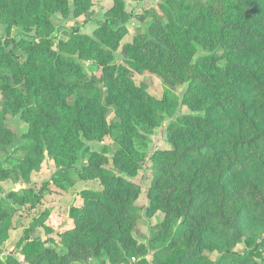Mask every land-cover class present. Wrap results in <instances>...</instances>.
<instances>
[{
  "label": "trees",
  "instance_id": "1",
  "mask_svg": "<svg viewBox=\"0 0 264 264\" xmlns=\"http://www.w3.org/2000/svg\"><path fill=\"white\" fill-rule=\"evenodd\" d=\"M72 2L81 15L93 0ZM113 2L94 37L75 33L58 49L53 14L69 15V0H0L8 33L24 25L37 34L0 39V150L11 149L0 160V182L10 177L6 161L21 153L13 169L23 177L40 172L50 156L57 188L73 186L72 172L103 186L79 192L73 225L54 221V239L35 234L51 230L52 211L36 216L0 264H264V0H166L138 15L126 11L125 0ZM132 18L150 24L137 28L123 47L124 65L116 66L114 51ZM76 54L103 69L102 81L87 76ZM133 73L160 77L163 95L153 96ZM181 107L190 113L164 129L170 148L149 153V135ZM17 116L28 126L19 137L8 125ZM108 138L102 152L88 144ZM148 159L146 216L164 219L141 244L134 237L142 192L136 177ZM47 184L0 196V254L17 228L16 205L35 210ZM55 239L61 252L47 245Z\"/></svg>",
  "mask_w": 264,
  "mask_h": 264
},
{
  "label": "rangeland",
  "instance_id": "2",
  "mask_svg": "<svg viewBox=\"0 0 264 264\" xmlns=\"http://www.w3.org/2000/svg\"><path fill=\"white\" fill-rule=\"evenodd\" d=\"M69 1V15L63 16L60 12H55L53 14L54 31L51 35V39L58 49L60 48L59 46L61 45V43L67 42L75 33L94 37L95 31L105 21V18H107L112 13L111 10L114 6L113 0H93L92 7L88 14L77 15L73 8L72 0ZM164 2H166V0H142L138 2L125 0V7L127 12L138 15L142 14L146 9H150L158 3ZM149 24L150 21H141L137 18H132L125 25L127 33L123 36L119 48L114 51V65H124L126 59L123 53L124 45L132 42L133 37L136 34L137 28L146 31L149 27ZM20 38H25L27 40H33L37 38L35 28L26 27L24 25H14L11 28L10 33H8L6 26L0 23V39H2L3 42H9L13 39L18 40ZM202 52L203 51L199 50V53L197 54L196 58L201 56ZM74 57L82 65L89 78H94L97 81L103 78V69L99 65L95 64L89 59H80L77 54ZM133 78L137 84H146L149 87V91L153 96L160 98L163 95V92L166 87L160 77L150 74L139 75L133 73ZM185 89V86L179 87L177 90V94L182 97ZM3 99L4 98L0 93V104ZM187 113H190L189 109H187L186 107H181L174 115H164V125L158 127L153 133L149 135V141L147 143L149 153H153L155 150L158 149L166 150L170 148L168 138L164 130L165 126L171 120H176L181 115ZM114 118V114L111 113L109 116V120L111 121ZM8 125L12 130V133L18 137L28 131V126L18 116L8 117ZM88 144L92 146L97 152H102V149L104 147L108 145L110 146L112 144V139L108 138L104 143L91 142ZM10 151L11 149H5L4 151L0 150V160L5 159L6 156L10 153ZM21 156V153H17L13 155L11 160L6 161L5 168L9 169L10 177L0 182V186L3 189V192L0 193V196L6 198V195L10 192L22 195L24 193V188L33 187L34 189H40L42 186L48 183L47 185L50 187L44 191L43 201L35 210L30 211L26 209L27 207H21L19 205H16V209L18 210L17 217L23 216L29 221H32L36 216L40 215L47 209L51 210L54 216L53 219L51 220L50 218L47 223L51 227V230L47 232L45 227H41L36 230L35 234H40L44 238L51 236L54 239L56 238V233H54V231L56 232V225L54 224V221L59 223H69V225L71 226L73 225L72 219L70 217L68 218L67 215L74 204L76 205L81 202L79 198V192L82 189L87 188L100 191L103 189V186L101 185V182L99 180L81 181L79 180L78 175L75 172H72L71 178L74 182L73 186L67 189L57 188L52 179L59 168L55 164L53 157L50 156L46 157L45 163L42 166L40 172H32L28 177H23L21 174L17 173L13 169L15 161L17 159H20ZM80 164L81 161H79L78 165ZM152 179L153 174L151 169V161L148 159L146 165L136 177V181L141 184L142 192L136 203L141 208V211L139 213L141 220L134 232V237L141 244L147 243L151 235V228L161 223L164 219V216L161 212H157L151 218H148L146 216V210L149 206L148 190L151 186ZM64 183L65 185H67V181H63V184ZM17 217L15 218V225L17 228H21V223L18 222ZM55 240L57 241V244L50 242L47 245L52 248H55L58 252H61L63 248L59 244V240ZM244 249L245 247L243 245H240L238 246L237 251L241 252ZM215 256L216 255H213V257ZM149 257L150 256H148V258ZM134 260L135 259H131V261ZM104 261L106 260L102 258L98 260H92L89 262V264H102Z\"/></svg>",
  "mask_w": 264,
  "mask_h": 264
},
{
  "label": "crops",
  "instance_id": "3",
  "mask_svg": "<svg viewBox=\"0 0 264 264\" xmlns=\"http://www.w3.org/2000/svg\"><path fill=\"white\" fill-rule=\"evenodd\" d=\"M26 222L28 224L30 221L24 218L23 224H21V226H22L21 228H17V229L15 228V229H12L10 231L9 239L5 242L4 249H3L2 253L0 254V260L5 259V257L15 249L16 243L21 238L23 231L27 228ZM14 243H15V245H14Z\"/></svg>",
  "mask_w": 264,
  "mask_h": 264
},
{
  "label": "water",
  "instance_id": "4",
  "mask_svg": "<svg viewBox=\"0 0 264 264\" xmlns=\"http://www.w3.org/2000/svg\"><path fill=\"white\" fill-rule=\"evenodd\" d=\"M73 204V203H72ZM67 217L69 218L70 217V210H69V212H68V215H67ZM65 225H68V226H70L69 225V223H65Z\"/></svg>",
  "mask_w": 264,
  "mask_h": 264
}]
</instances>
